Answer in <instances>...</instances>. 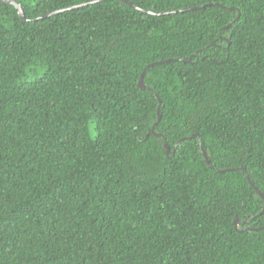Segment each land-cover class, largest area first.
Instances as JSON below:
<instances>
[{"label": "trees", "instance_id": "16d2710c", "mask_svg": "<svg viewBox=\"0 0 264 264\" xmlns=\"http://www.w3.org/2000/svg\"><path fill=\"white\" fill-rule=\"evenodd\" d=\"M14 1L0 264H264V0Z\"/></svg>", "mask_w": 264, "mask_h": 264}, {"label": "water", "instance_id": "95a60500", "mask_svg": "<svg viewBox=\"0 0 264 264\" xmlns=\"http://www.w3.org/2000/svg\"><path fill=\"white\" fill-rule=\"evenodd\" d=\"M2 1L12 4V5L17 9V13H18V15H19L22 19L27 20V18H26L25 15H24V12H23V10H22V7H21V5H20L18 2L14 1V0H2ZM96 1H101V0H96ZM96 1H94V2H96ZM122 1L125 2V3H127L128 5L132 6L133 8L142 11V12H147V13H149V14H153V15H161V14H165V13H158V12H153V11H147V10H145V9H142V8H140V7H138V6L134 5V4H132V3L129 2V1H126V0H122ZM86 4H87V3H84L83 5H86ZM76 7H79V5L76 6ZM166 13H168V12H166ZM238 14H239V13H238ZM226 40H227V42H229V39H228V38H227ZM190 59H191V58H190ZM190 59H189L188 61H190ZM169 60H170V59L163 60V61H159V62H153V63L147 65V66L143 69L142 73L140 74V77H139V80H138V83H137L138 87L141 88V89H144V88L150 89V88L144 83V80H143V79H144V72H145V70H146L148 67H150V66H153V65H155V64H159V63H163V62H167V61H169ZM171 60H173V59H171ZM178 60H179V58H178ZM156 97L158 98V101H159V103H160V99H159L158 95H156ZM160 118H161V114H160V109H159V105H158V106H157V120H156V122H155L154 124H156V123L160 120ZM156 134H158V133H156ZM196 136H199V135H198L197 133H193V134L190 135V138H194V137H196ZM187 138H188V137H183V138L179 139V140L176 142V144L174 145L172 151H174V150L176 149V147L178 146V144H179L181 141H183V140H185V139H187ZM164 149H165V153H166V155L168 156L169 151H170V148H169V145H168V143H167L166 141H164ZM200 150H201L202 156H203V158H204L206 164H207L208 166H210V163H209V161H208V158H207V154H206V152L202 149V147H200ZM233 169L235 170V169H237V168H227V169H222V170H218V169H216L215 171H217V172H225V171H229V170H233ZM238 169H239V170H242V171L245 173L246 180H247V181L249 182V184H250V185L256 190V192L258 193V195L262 198V200H263V204H264V196H263L262 192L258 189V187H257L255 184L252 183V181L249 180L248 175H247V173H246V171H245V168H244V167H239ZM263 211H264V206H263V209H262L261 212H263ZM238 224H239V220H238V218H237V217H234V218H233V225H234V229H235V230H238V231L257 230V228H253V227H251V226H246V227H243V228H241V229L239 230V229H238Z\"/></svg>", "mask_w": 264, "mask_h": 264}]
</instances>
